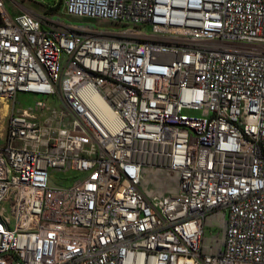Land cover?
Here are the masks:
<instances>
[{"label":"built area","instance_id":"2783aa9c","mask_svg":"<svg viewBox=\"0 0 264 264\" xmlns=\"http://www.w3.org/2000/svg\"><path fill=\"white\" fill-rule=\"evenodd\" d=\"M57 1L115 27L0 0V264H264V0Z\"/></svg>","mask_w":264,"mask_h":264},{"label":"rangeland","instance_id":"374dc122","mask_svg":"<svg viewBox=\"0 0 264 264\" xmlns=\"http://www.w3.org/2000/svg\"><path fill=\"white\" fill-rule=\"evenodd\" d=\"M17 1H19L17 6L19 8L13 6V0H6V5L9 11H13V10L17 11L19 9H23V10H32L35 12H47V13L51 12L60 15L61 18L66 19L68 21H74V22L76 21L79 23H91L101 27H107V26H110L112 28L115 27L113 24L104 21L70 16L65 13L63 5H61L56 10L51 9L52 6H56L59 3V1L57 0H17ZM37 97H38L37 95L30 92H19L17 94L16 107H20L22 109H28L31 105L34 104ZM3 105L4 103L0 99V143L4 141L2 136L5 132L4 131V127L6 124L5 113L7 112V110L3 109ZM78 174L79 172L77 170H69V171L56 170L51 174L49 182L51 185L68 186L74 181L75 176ZM2 206L6 209L5 213L10 216L11 218L10 223L14 227L16 224V217L12 211L10 200L4 199L0 203V207ZM210 235H211V230L210 228H207L205 231V236L209 237Z\"/></svg>","mask_w":264,"mask_h":264},{"label":"bare ground","instance_id":"6f19581e","mask_svg":"<svg viewBox=\"0 0 264 264\" xmlns=\"http://www.w3.org/2000/svg\"><path fill=\"white\" fill-rule=\"evenodd\" d=\"M2 101H3V103H4V105H3V109L4 110H8V107H9V105H8V102L4 99V98H0Z\"/></svg>","mask_w":264,"mask_h":264},{"label":"trees","instance_id":"16d2710c","mask_svg":"<svg viewBox=\"0 0 264 264\" xmlns=\"http://www.w3.org/2000/svg\"><path fill=\"white\" fill-rule=\"evenodd\" d=\"M62 5V1H59V3L56 5V6H52V8L51 9H57V8H59L60 6Z\"/></svg>","mask_w":264,"mask_h":264}]
</instances>
